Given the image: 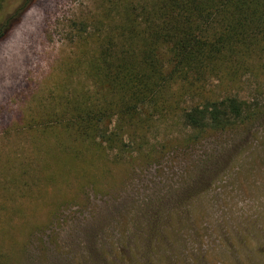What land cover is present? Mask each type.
Here are the masks:
<instances>
[{
	"label": "rangeland",
	"instance_id": "obj_1",
	"mask_svg": "<svg viewBox=\"0 0 264 264\" xmlns=\"http://www.w3.org/2000/svg\"><path fill=\"white\" fill-rule=\"evenodd\" d=\"M21 2L4 0L0 21ZM131 3L141 22L144 0ZM111 9L30 0L0 40V264H264V60L235 88L206 84L246 101L242 124L194 139L178 115H154L121 150L69 152L63 108L99 95L82 37Z\"/></svg>",
	"mask_w": 264,
	"mask_h": 264
},
{
	"label": "trees",
	"instance_id": "obj_2",
	"mask_svg": "<svg viewBox=\"0 0 264 264\" xmlns=\"http://www.w3.org/2000/svg\"><path fill=\"white\" fill-rule=\"evenodd\" d=\"M29 1L0 21V40ZM107 2L111 11L93 15L96 28L82 37L93 43L101 63L92 65L98 98L89 104L88 94L82 93L80 103H68L62 110L74 112V121L61 126L62 137L72 143L69 152L84 143L104 153L115 146L121 150L123 137L143 135L154 115H178L186 129L196 132L194 139L254 116L238 95L224 87L217 94L206 84L213 78L217 87L235 88L242 74L255 72L252 62L264 60V0H144L142 23L131 0ZM112 10L123 23L109 21L104 29L105 18L115 14ZM85 29L83 24L81 31ZM185 98L191 105H182ZM74 103L79 106L72 107ZM113 118L116 124L110 128Z\"/></svg>",
	"mask_w": 264,
	"mask_h": 264
}]
</instances>
